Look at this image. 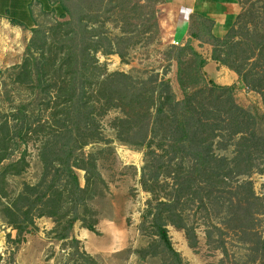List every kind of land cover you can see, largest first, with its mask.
Masks as SVG:
<instances>
[{"label": "trees", "instance_id": "trees-1", "mask_svg": "<svg viewBox=\"0 0 264 264\" xmlns=\"http://www.w3.org/2000/svg\"><path fill=\"white\" fill-rule=\"evenodd\" d=\"M31 1L4 13L32 38L23 61L0 73V218L18 232L15 242L36 229L37 219L49 217L57 224L55 238L72 244L66 264H101L72 233L78 222L98 233L90 202L102 176L99 153L87 148L105 140L100 118L119 110L117 139L144 152L140 183L150 198L140 229L155 241L141 255L163 253V264H186L169 227L184 231L193 250L204 229L208 247L222 254L220 264H264V199L252 180L264 175V114L238 104L233 87L209 81L207 60L191 41L167 54L177 64L180 99L166 72H105L98 53L124 59L117 46L127 38L114 46L90 18L89 0ZM36 1L53 15L51 24L37 23ZM211 22L212 59L235 72L264 105V29L234 23L216 36ZM35 142L41 178L10 194L8 178L27 171V147ZM78 171L85 172V186Z\"/></svg>", "mask_w": 264, "mask_h": 264}, {"label": "rangeland", "instance_id": "rangeland-1", "mask_svg": "<svg viewBox=\"0 0 264 264\" xmlns=\"http://www.w3.org/2000/svg\"><path fill=\"white\" fill-rule=\"evenodd\" d=\"M238 1L240 13L235 24L264 29V0ZM70 7L76 10L79 4L73 1ZM85 7L90 18L97 19L96 27L108 35L114 46L118 38H127V41H121L120 47L117 46L125 54L124 59L115 53H98L106 73L125 72L143 77L153 72H166L176 95L182 99L177 64L171 63L167 57L171 47L191 41L205 59L212 55V22L190 15L185 7L159 4L158 0H89ZM33 12L41 26L54 20L53 15L46 13L37 2L33 4ZM31 38L30 29L12 23L5 14L0 15V73L23 61ZM205 74L209 81L233 87L238 104L258 117L264 114L261 96L242 84H234L232 77L235 75L229 68L216 70L205 67ZM120 115L119 110H112L100 118L105 140L87 148L88 153H99L98 171L102 176L97 194L90 202L94 217L99 219L98 233L82 236L73 230L72 235L101 264H163L165 255L161 248H158L161 254L157 257L144 258L140 253L155 241L153 235H147L140 229L142 214L150 198L140 183L144 152L117 139L113 123ZM23 150L24 146L14 159H18ZM27 150L30 166L23 175L8 178L10 194L19 192L24 183L35 184L41 178L43 168L39 160V144H30ZM78 174L85 186V172L78 171ZM252 180L257 194L264 199V175L256 173ZM87 219H91L90 215ZM76 224L79 229L83 227L82 222ZM56 226L52 218L37 219L36 229L24 234V241L18 243L15 242L18 232L0 218V264H66L73 252L72 244L55 238L53 231ZM169 230L173 244L186 264H220L222 254L208 247L204 229H199L197 250L190 248L184 231L175 227H169ZM230 247L239 252L237 244Z\"/></svg>", "mask_w": 264, "mask_h": 264}, {"label": "crops", "instance_id": "crops-1", "mask_svg": "<svg viewBox=\"0 0 264 264\" xmlns=\"http://www.w3.org/2000/svg\"><path fill=\"white\" fill-rule=\"evenodd\" d=\"M31 2V0H0V15L4 16V13L9 11L11 6L14 5H22V9L24 10V7H29ZM40 2L37 3L43 8V4ZM46 2L47 0H44V5H46ZM166 3L170 6L175 4L176 6L185 7L189 10L190 15L192 14L193 16H199L213 21V34L216 36H224L225 33L233 26L236 17L240 13V4L238 0H166ZM21 27H24V25ZM206 60L208 62L206 69H225V66H222L212 60V55H209V58H206ZM234 75L235 77H232L234 84L240 85L241 82L238 75L235 72ZM74 233L87 236L93 232L83 227L79 229L76 224L74 227Z\"/></svg>", "mask_w": 264, "mask_h": 264}]
</instances>
